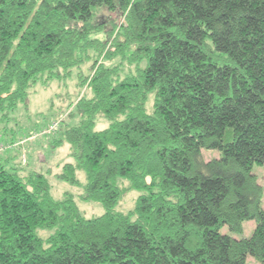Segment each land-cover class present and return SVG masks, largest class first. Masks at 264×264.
<instances>
[{"label": "trees", "instance_id": "obj_1", "mask_svg": "<svg viewBox=\"0 0 264 264\" xmlns=\"http://www.w3.org/2000/svg\"><path fill=\"white\" fill-rule=\"evenodd\" d=\"M104 9L121 17L108 39ZM88 60L89 92L48 140L69 145L59 177L78 184L80 168L82 188L54 198L44 172L0 158V264H264V0H0L1 126L36 82ZM250 219L248 237L229 233Z\"/></svg>", "mask_w": 264, "mask_h": 264}, {"label": "rangeland", "instance_id": "obj_2", "mask_svg": "<svg viewBox=\"0 0 264 264\" xmlns=\"http://www.w3.org/2000/svg\"><path fill=\"white\" fill-rule=\"evenodd\" d=\"M96 20L102 23L103 31H105L96 34V36L108 39L107 35L109 36L113 25L121 21V17L115 12L104 9L100 10ZM110 48L112 46L107 42L105 50ZM89 52L92 53V51ZM98 61H102L105 65H114L120 61V58L119 56H115L111 60L99 58ZM121 61L122 63L120 64L125 71L133 68V64L127 63L126 60ZM90 63L91 60L81 63L80 69L73 68L70 70L68 76H62L61 74L59 79H49L44 83L40 81L36 82L29 90L26 100L19 103L15 111L9 113L8 119L2 120L4 125L2 124L1 126L0 124V158H5L8 160L7 162L11 161V163H21L22 166L26 165L29 168L35 167L44 172L51 185L50 192L54 198L60 197L64 192H69L77 197L76 195L81 190L82 183L85 181L84 172L80 168L76 170V175L79 179L78 184L59 177L63 162H73L74 159L70 155L67 143L55 147L49 145L48 140L53 136L56 137L57 134L55 132L49 135L51 132L48 129L57 124L60 116L64 117L61 113L67 108L69 102H73L81 94L89 92V88H86L87 82L81 85L79 80L81 78H77L76 72L80 74L89 72L87 66ZM149 97L146 104L148 111L151 110L152 102L151 96ZM107 124L108 121L104 116H96L95 129L104 128ZM202 154L205 158H208L212 155L217 156L218 153L215 149H202ZM252 172L255 173L257 182L262 187L260 203L264 207V163L253 164ZM126 183V181H123V184ZM138 193L139 191L136 189L127 190L117 203L116 209L126 211L133 207ZM76 204L87 217L98 215L103 210L102 205L97 201H84L78 198L76 199ZM254 225V220H244L241 222L240 231L227 232L237 238L248 237ZM38 232L45 236L49 231L40 229ZM246 264H258V262L248 256Z\"/></svg>", "mask_w": 264, "mask_h": 264}, {"label": "built area", "instance_id": "obj_3", "mask_svg": "<svg viewBox=\"0 0 264 264\" xmlns=\"http://www.w3.org/2000/svg\"><path fill=\"white\" fill-rule=\"evenodd\" d=\"M55 126L53 125L52 127H50L48 130H50V129H52V128H54Z\"/></svg>", "mask_w": 264, "mask_h": 264}]
</instances>
